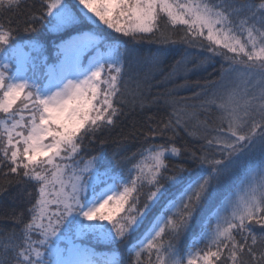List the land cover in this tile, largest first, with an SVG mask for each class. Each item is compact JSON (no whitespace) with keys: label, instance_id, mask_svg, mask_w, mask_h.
Returning a JSON list of instances; mask_svg holds the SVG:
<instances>
[{"label":"snow or ice","instance_id":"6c2138e0","mask_svg":"<svg viewBox=\"0 0 264 264\" xmlns=\"http://www.w3.org/2000/svg\"><path fill=\"white\" fill-rule=\"evenodd\" d=\"M22 2L0 0V14ZM31 19L56 35L50 55L0 24V176L22 185L28 204L0 234V264H124L94 243L115 246L142 228L131 264H145L144 253L147 264H264V0H42ZM141 41L206 53L195 68L219 58V77L195 94L198 105L166 98L171 113L137 130L145 144L131 156L86 159L85 141L160 98L148 93L167 49L129 61L126 44ZM133 62L142 73L131 89ZM182 131L202 141L199 152L177 145Z\"/></svg>","mask_w":264,"mask_h":264},{"label":"trees","instance_id":"16d2710c","mask_svg":"<svg viewBox=\"0 0 264 264\" xmlns=\"http://www.w3.org/2000/svg\"><path fill=\"white\" fill-rule=\"evenodd\" d=\"M42 0H23L20 7L12 12H3L0 14V24L5 28L11 27L15 30V42L23 44L29 40L41 43L47 50V54L52 52L53 41L57 39L55 34L48 31V26L45 21L35 20L31 18L33 14L40 12ZM33 23L35 31H25V26ZM111 31V30H107ZM113 37L123 41L126 38L118 33H111ZM126 47L130 50L132 55L128 57L129 61H134V57H148L155 53L158 49H167L165 55L161 58L162 72L157 73L152 80L151 91L148 93V100L151 101L155 97H160L154 104L140 109L139 106L135 110L128 111L126 116H122L117 127L110 132L98 134V139L94 143L85 141L86 149L82 153L84 157L90 158L92 155L103 152L106 162L112 163L115 160H122L124 156H131L132 153L141 149L145 144L144 136L141 131L148 127L149 124L155 125L162 119H167L172 111L170 103H166L165 99L175 101L179 105H198L200 100L197 99L196 93L201 92L206 81L215 80L219 77L220 67L222 61L216 58L215 63L203 65L200 68H195V65L202 59L206 53L200 52L198 49L189 48L187 45L177 43L175 45H165L158 42L141 41L139 43L128 42ZM187 55V67L190 69L186 74H181L172 81L162 82L164 80V73L171 70L172 66L182 57ZM137 72L142 73L134 62L132 67L126 74L128 79V86L131 89L136 87ZM130 78V79H129ZM181 85H184L183 87ZM171 95H168V94ZM202 98V97H201ZM127 111V110H126ZM200 119L203 120L205 114L201 112ZM152 117L151 120L148 118ZM101 139L104 143H101ZM157 142L159 138H157ZM178 146L187 145L190 150L199 152L202 141L193 139L187 136L183 131L181 137L176 140ZM185 167L192 169L191 175L195 176L196 169L190 160H180ZM130 166V165H128ZM188 175V173H186ZM235 182V178L229 182V186ZM0 186H4L6 190L0 192V234L10 232L13 228L18 226L14 224L12 217L25 212L27 218L26 208L27 201L23 195L24 187L18 184H7L5 179L0 176ZM200 215L191 222V228L188 233L183 235L179 240V247L184 249L187 247L192 237L198 231ZM143 228L133 234L124 243H118L115 246L106 245L103 243L95 244V250L99 253L111 254L116 252L124 264H131V257L128 253V248L134 244L137 239L141 237ZM143 258L145 264L149 259L148 254L144 253ZM155 261V256L151 257Z\"/></svg>","mask_w":264,"mask_h":264}]
</instances>
